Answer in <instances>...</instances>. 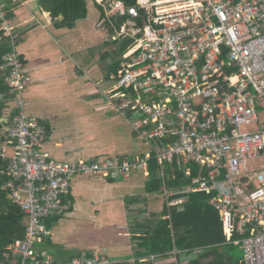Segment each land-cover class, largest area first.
I'll return each mask as SVG.
<instances>
[{
    "label": "built area",
    "instance_id": "obj_1",
    "mask_svg": "<svg viewBox=\"0 0 264 264\" xmlns=\"http://www.w3.org/2000/svg\"><path fill=\"white\" fill-rule=\"evenodd\" d=\"M95 2L103 9L100 25L127 16L108 41L130 40L116 72L107 77L115 83L100 90L105 105L148 149L69 161L51 154L46 128L27 111L22 96L29 77L16 26L0 0V31L10 38L1 65L7 97L0 95V101L7 112L1 118L0 156L8 161L10 177L3 188L24 213V236L7 246L0 264H114L99 250L84 249L58 263L37 243L54 235L46 221L73 206L68 197L73 176L149 177L151 159L160 171L167 165L189 179L176 192L210 194L226 242L242 251L239 264H264V0ZM159 193L172 194L166 188ZM157 256L141 260L158 264Z\"/></svg>",
    "mask_w": 264,
    "mask_h": 264
},
{
    "label": "crops",
    "instance_id": "obj_2",
    "mask_svg": "<svg viewBox=\"0 0 264 264\" xmlns=\"http://www.w3.org/2000/svg\"><path fill=\"white\" fill-rule=\"evenodd\" d=\"M4 1L7 5V16L21 36L18 51L25 59L26 73L30 79L27 96L29 98L36 95L39 100L33 104H30L28 100L30 110L27 108V111L33 114V110L41 109L43 112H35L37 114L35 116L45 126L48 143L55 151L57 159L61 160L62 157H85L89 159L111 154L119 155L120 152H117L119 148L115 141L121 137H131L120 134L117 128L120 125L117 118L118 114L110 111L106 116L104 115V111L110 110L105 103H102L100 97L102 96L100 90L103 88L101 82L107 78V69L104 63H97L95 69L89 68V65L84 63L87 58L86 49L89 48L90 41H102V37L105 35L101 29L102 26L99 24L103 17L99 7L97 5L92 7L91 0H87V17L85 19L77 21L73 28H56L53 24L54 18L49 11L40 7L37 3L38 0ZM96 16L100 17L97 21H95ZM57 19H61V16ZM97 23L100 29L96 27ZM104 40H106V35ZM101 57L104 58L103 55ZM68 112H70V116H66ZM120 117L124 119L122 116ZM126 124L128 126L127 122ZM105 133L110 134L111 140L104 139ZM137 147L139 150L135 146L134 150L126 151L129 153L126 155H137L144 150L142 145ZM148 178L142 173H135L129 178L118 179L117 182L115 180L109 182L108 179L96 177L78 178L79 181L72 182L68 195L69 197L71 194L73 206L72 210L63 216L66 218L65 226L62 223V229L53 230V237L37 243V247L50 251L56 261H59L58 263L67 262L75 251L83 250L80 248L82 245L77 244L78 234L74 233L72 237L66 234L67 230L72 231V223L75 219V217L72 218V211L74 210L76 194L79 196L78 207L91 206L92 212L99 211L96 214L108 217L106 220L107 229H110L108 223L114 222L115 215H120L122 223L120 222L118 225L119 229L111 228L114 237L113 242L107 241V239L100 241L97 238L93 244V246L98 247L99 252H101L100 248L105 246L109 250H118L116 256L120 257L112 262L134 264L137 259L140 260L150 254H156L137 253L136 241L132 239L134 234L132 231L139 232L137 225L144 217L145 211H157L149 208L154 205L158 206L156 204L158 198L145 196L155 194L147 193L144 189L145 181ZM100 187L111 189L112 193L108 194L106 191L102 193ZM118 191L123 195V199L120 198L124 203L121 211L120 208L117 210L113 200ZM139 192H144V195L138 197ZM126 199L127 202L129 200L134 204L138 200L148 204L140 207L145 209L141 211L137 205L128 206L125 204ZM162 201L164 204L165 200ZM130 207L132 209H128ZM84 250L88 249L85 248ZM165 254H156L159 255L156 257L158 264H184L192 256L188 252H182L177 259L176 253ZM124 255L130 256L125 259L121 258ZM167 255H171L173 259L165 260ZM185 257L188 258L185 259Z\"/></svg>",
    "mask_w": 264,
    "mask_h": 264
},
{
    "label": "trees",
    "instance_id": "obj_3",
    "mask_svg": "<svg viewBox=\"0 0 264 264\" xmlns=\"http://www.w3.org/2000/svg\"><path fill=\"white\" fill-rule=\"evenodd\" d=\"M120 1L127 6L135 3V0ZM37 3L42 9L50 12L56 28H73L77 21L87 17V0H38ZM94 3L99 7L103 16L102 7L95 0ZM59 16L61 19H57ZM126 18L127 16H121L114 19L112 23L107 21L103 25L107 27L109 33H112L113 29ZM20 39L21 36L17 33L18 45ZM9 41L10 38L4 36L0 31V95L4 97H7V86L1 65L3 64L2 56L10 51ZM129 42L128 39L113 42L115 47L110 49L113 58L106 66L107 77L111 72H116L122 52ZM106 43L107 45L111 44L107 41ZM107 55L105 53L103 57L107 58ZM19 57L25 65L24 57L21 54ZM16 110L17 108H14L12 112H9L10 117H13ZM5 112H7V103L0 101V128L4 124L1 118L5 116ZM1 143L2 138L0 137V145ZM7 162V159L0 156V258L9 252L7 249L9 244L24 236V213L20 206L8 196V190L3 188L10 178L6 173ZM149 172L152 175L144 184L147 193L156 194L166 188L172 194L170 197H165V202L159 210L147 211V216L143 217L137 225L139 232L132 231L134 233L132 239L136 241V252L166 255L165 253L168 254L175 250L177 259L182 252L192 254L184 264H239L242 255L233 254V250L237 246L226 242L218 212L208 201L210 194L201 191L176 192L189 179L184 177L183 172L174 170L167 165L163 172L160 171L154 159L149 162ZM108 181L114 182L113 179H108ZM179 197H183L180 204H168V201ZM69 198H72L71 194ZM71 210L72 207L69 211ZM64 215L48 219L46 225L51 227L54 221ZM134 264H148V262L137 259Z\"/></svg>",
    "mask_w": 264,
    "mask_h": 264
},
{
    "label": "rangeland",
    "instance_id": "obj_4",
    "mask_svg": "<svg viewBox=\"0 0 264 264\" xmlns=\"http://www.w3.org/2000/svg\"><path fill=\"white\" fill-rule=\"evenodd\" d=\"M90 1V0H89ZM92 7H95V4H94V0H91L90 1ZM100 18V17H99ZM98 16L95 17V21H97L98 19ZM102 26V31L105 33L106 35V40H104L105 38V35L102 40V41H90V46L88 49H86V53H87V58L86 60H84V63L88 64L89 65V68H96L97 66V63H104V66L106 67L112 60V50L111 49V44L112 41H108V30H107V27L105 25H101ZM98 26V23H97V26ZM100 29V28H99ZM89 39V38H88ZM106 41L108 43H111L110 45H107ZM105 53H107V58H102L101 55H104ZM27 69V68H26ZM103 70L101 69V72ZM106 80L102 81L101 82V85L103 88H108L110 86H112L115 82L114 80H108L107 78H105ZM29 81L30 79L26 82V87L25 89L23 90L22 92V96L24 98V100L26 101V108H29L30 110V107H28V100H29V103L30 104H33V103H36L38 102V98L36 97V95L34 97L30 96L28 98L27 96V92H28V84H29ZM101 97V101L102 103H105L106 101V98L104 97V95L102 94ZM48 100L46 99V102ZM34 113L33 115H37L35 112L37 113H40L42 112L41 109H38V110H33ZM110 111H112L111 109L109 111H104V115L106 116ZM43 113V112H42ZM66 116H70V112H68L66 114ZM261 119L264 117L263 114L260 115ZM118 120H119V126L117 127L120 131V134H125V135H128L130 136L131 138H125V137H121L119 138L118 140L115 141V144L118 146L119 150L117 152H120L117 153L119 155H124V154H129L128 152L126 151H130L131 149L134 150L135 146L136 148L139 150V148L137 146L139 145H142V147H144V149H148L147 146H145L144 144L140 143L139 139L137 137H135L134 135L131 136V132L129 131V126H127L126 122L124 121V119H122L120 117V115L118 114L117 116ZM256 124H252L250 126H245L244 129H247V130H250V129H253L255 127ZM66 138L64 137V140ZM104 139L105 140H111L110 138V134L109 133H105L104 135ZM48 147H49V150L51 152V154L57 158V156L55 155V151H53V148L52 146L50 145V143H48ZM111 155H115V154H111ZM78 158H84V159H87L85 157H78ZM76 157H73V158H68V157H62L61 160H75ZM138 174L140 172H137ZM136 173V174H137ZM142 173V172H141ZM143 174V173H142ZM152 175L151 172L149 174V176ZM80 177H83V178H95L93 176H86V175H75L73 176L71 179H70V183H71V187H72V182H76V181H79L78 178ZM147 177V176H145ZM105 180V179H104ZM118 180H115V182H117ZM100 191L103 193L104 191H106L108 194H111L112 191L111 189H108V188H102L100 187ZM118 194H116V198L113 199L114 200V203H115V206L117 208V210L120 208V211H121V208L123 206L124 203H122V200H120V198L123 199V195H121V193L118 191L117 192ZM120 193V194H119ZM144 192H139L138 194V197H142L144 194ZM131 195V194H129ZM127 196L126 192H125V197ZM147 196V198L150 196L153 197L154 199L158 198L157 201H156V205L152 206L151 208L149 209H152V210H159L161 207H162V204H163V201L162 200H165V195H163L162 193H156V194H150V195H145ZM79 196H77L75 194V205H74V210L72 211L73 212V217H75V219L73 220V223H72V231H68L67 229V232L66 234L69 235V236H73L72 234H78V240H77V244L78 245H82L80 248H83V249H93V250H97V246H93L94 244V240H96L97 238L101 241V239L103 241H110V242H113V232L111 230V228L115 227L116 229H119L118 228V225L120 224L121 222V217L119 214H116L115 217H114V222L111 224V223H108V227L110 229H107L106 226H107V223H106V220L108 217L106 216H100L99 214H96L98 213L99 211H97L96 213L95 212H92L91 209L92 207L91 206H77V202L79 201ZM81 198V197H80ZM113 198V197H112ZM152 198V200H153ZM125 200V199H124ZM149 200V199H147ZM125 204H127L128 206H131V204H133V206H138L139 210L141 209V211L144 209V208H140V207H143L144 204L147 205L148 203H144V201H141V200H138L137 203H132V201H129L127 202V199H126V202ZM115 209V208H114ZM126 209H127V206H126ZM128 209H132L131 207L128 208ZM134 209V208H133ZM137 210V208H135ZM145 210V209H144ZM143 210V211H144ZM127 212L129 213V211L127 210ZM117 213H120V212H117ZM145 215L148 214V212L145 211L144 213ZM96 217H93L95 216ZM144 215V217H145ZM147 216V215H146ZM65 220L66 218H64L62 216V218H60L58 221H54L53 222V227L51 226V228L56 231L57 229H62V223L64 224L65 226ZM122 223V222H121ZM69 226L71 227V225L69 224ZM109 231V232H107ZM112 240V241H111ZM101 245V244H100ZM87 250V251H88ZM101 250V253L105 254L107 256V258L111 261H114L116 258L120 257V256H116L117 255V251L116 249L114 250H109V248L107 246H105L104 248H100ZM88 252H92V251H88ZM116 253V254H115ZM233 254H238V255H242V251L238 248V247H235L234 250H233ZM130 255H124L122 256L121 258H128ZM188 257H185V259H187ZM167 259H170L172 260L173 257L171 255L167 256L165 260ZM59 262V261H57Z\"/></svg>",
    "mask_w": 264,
    "mask_h": 264
}]
</instances>
